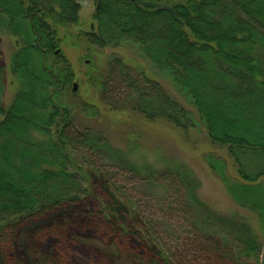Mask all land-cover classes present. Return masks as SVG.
Segmentation results:
<instances>
[{
	"label": "trees",
	"instance_id": "16d2710c",
	"mask_svg": "<svg viewBox=\"0 0 264 264\" xmlns=\"http://www.w3.org/2000/svg\"><path fill=\"white\" fill-rule=\"evenodd\" d=\"M92 1V29L83 32L79 0H0V44L4 37L17 41L7 67L16 84L8 107L0 67V238L28 219L90 201L102 189L91 170L100 169L81 161L117 152L100 132L76 125V109L98 114L73 91L75 72L60 49L62 31L77 28L90 48H134L186 104L158 78L114 56L103 71L91 61L87 75L109 111L167 122L186 134L203 130L225 151L226 159L206 155V164L229 197L257 215L262 233L244 217L209 213L197 199L198 182L187 171L168 169L165 180L194 207L186 208L189 245L200 247L207 264H264V0ZM146 172L155 177L153 169ZM129 223L117 225L118 237L125 232L149 247V226ZM161 248L149 247L150 259L142 261L182 264ZM37 259L51 264L48 256Z\"/></svg>",
	"mask_w": 264,
	"mask_h": 264
},
{
	"label": "rangeland",
	"instance_id": "374dc122",
	"mask_svg": "<svg viewBox=\"0 0 264 264\" xmlns=\"http://www.w3.org/2000/svg\"><path fill=\"white\" fill-rule=\"evenodd\" d=\"M78 3L82 18L80 31H90L95 9L93 1L79 0ZM67 30L61 33L60 49L75 72L72 89L77 84L76 94L80 101L93 105L98 112L91 117L76 109V118L83 120L77 119L76 125L80 129L86 127L100 132L117 152L107 150L90 160L81 161L86 169L91 170L90 163L100 169L91 170L102 189L95 190L90 201L67 206L50 216L28 219L9 229L0 238V264H40L39 256H48L51 264H161L153 259L142 261L150 259L149 247L164 251L161 244L182 264H207L200 247L189 245L191 237L186 229V208L187 204L194 207L183 196H177L174 184L165 180L163 172L168 169L187 171L189 177L198 182L197 199L209 213L227 218L244 217L254 232L261 235L257 215L234 202L224 184L206 164V155L213 153L226 159V153L212 146L203 130L186 134L167 122L150 124L130 112H111L88 84L87 75L90 74L88 65L91 61L103 71L112 57L120 56L158 78L172 96L186 105L167 77L156 72L132 47L90 48L78 38L79 29ZM16 42L15 38L4 37L0 44V67L6 70L2 95L5 107L12 103L16 92L15 81L7 71L11 56L17 50ZM227 162L228 174L236 179L231 162ZM147 169H153L155 177L147 175ZM98 173L101 178L96 176ZM129 221H133L137 228V223L149 226V235L146 234L149 247L143 249L140 240H134L125 232H119L118 237V226L131 225Z\"/></svg>",
	"mask_w": 264,
	"mask_h": 264
},
{
	"label": "water",
	"instance_id": "95a60500",
	"mask_svg": "<svg viewBox=\"0 0 264 264\" xmlns=\"http://www.w3.org/2000/svg\"><path fill=\"white\" fill-rule=\"evenodd\" d=\"M77 90H78V85L75 84V85H74V88H73V91H74V92H77Z\"/></svg>",
	"mask_w": 264,
	"mask_h": 264
}]
</instances>
